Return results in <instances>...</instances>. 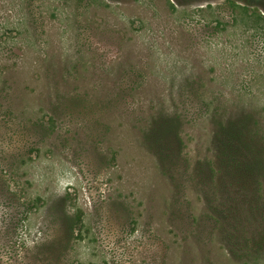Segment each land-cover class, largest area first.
Wrapping results in <instances>:
<instances>
[{"label": "rangeland", "instance_id": "1", "mask_svg": "<svg viewBox=\"0 0 264 264\" xmlns=\"http://www.w3.org/2000/svg\"><path fill=\"white\" fill-rule=\"evenodd\" d=\"M0 264H264V0H0Z\"/></svg>", "mask_w": 264, "mask_h": 264}, {"label": "trees", "instance_id": "2", "mask_svg": "<svg viewBox=\"0 0 264 264\" xmlns=\"http://www.w3.org/2000/svg\"><path fill=\"white\" fill-rule=\"evenodd\" d=\"M242 127H243V124L242 122L241 123H238L236 125H234L231 130L229 131V136H232V137H236V133L237 132H240L242 131ZM236 132V133H235Z\"/></svg>", "mask_w": 264, "mask_h": 264}]
</instances>
